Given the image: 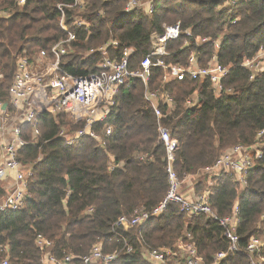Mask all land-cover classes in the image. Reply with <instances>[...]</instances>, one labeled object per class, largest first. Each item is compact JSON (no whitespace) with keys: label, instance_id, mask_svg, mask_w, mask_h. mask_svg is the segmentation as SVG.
Here are the masks:
<instances>
[{"label":"trees","instance_id":"1","mask_svg":"<svg viewBox=\"0 0 264 264\" xmlns=\"http://www.w3.org/2000/svg\"><path fill=\"white\" fill-rule=\"evenodd\" d=\"M18 1L0 0L2 102L8 100L17 57L49 51L66 38L59 26L61 12L57 6L73 3ZM228 1L153 0L151 13L139 9L130 15L123 12L127 0H85L81 11L64 8L75 40L60 64L72 75L98 71L104 57L91 51L109 40L118 46L106 50L108 57L119 58L124 48H130L129 69H137L161 37L164 24L179 22L183 31L192 33L190 38L182 34L166 42L167 55L162 60L167 65H184L188 56L196 53L200 54L198 64L205 66L216 50L212 43L199 47L195 39L212 41L222 36L217 59L230 67L224 80L225 87L232 89L230 95L216 96L207 80L187 77L165 81L163 69H150L148 89L171 98L169 106L159 102L164 115L159 124L176 140L173 168L180 180L199 175L232 146L252 144L264 129V71L249 79V71L241 66L243 58L264 45V0H239L230 8H220ZM74 16L86 19L88 28L72 25L70 18ZM193 94L196 104L187 105ZM38 122L40 134L35 138L30 137L29 125L23 128L29 144L19 159L32 168L30 196L20 209L0 212V258H7L10 264H41L42 253L35 245L39 234L52 241L50 251L57 257L84 256L95 244L104 253L111 252L121 248L125 240L132 250L112 264H149L143 257L145 248H173L187 234L205 264L212 262L216 252L226 251L223 227L203 214L188 216L174 203L143 226L112 229L121 215L151 210L168 187L164 145L158 138L157 119L144 99L141 80L131 77L126 81L107 119L94 125L104 144L90 137L65 144L58 137L59 131L72 132L82 126L66 114L44 113ZM105 126L112 128L107 137L102 136ZM199 182L196 193L202 191ZM205 192L212 210L221 217L230 216L237 207L241 248L251 237H258L263 240L264 257V155L247 174L244 187L224 174ZM220 264H249V258L245 253H230Z\"/></svg>","mask_w":264,"mask_h":264},{"label":"built area","instance_id":"2","mask_svg":"<svg viewBox=\"0 0 264 264\" xmlns=\"http://www.w3.org/2000/svg\"><path fill=\"white\" fill-rule=\"evenodd\" d=\"M239 0H229L220 8H230ZM24 0H19L22 4ZM153 0H127L123 12L130 15L136 10L142 9L146 13L153 11ZM85 0H73L72 4H59L61 12L59 26L65 32L66 38L51 46L49 51L41 50L33 57L18 56L16 59V70L7 90L8 100H0V212L20 209L24 201L29 198V180L32 177V168L21 161L20 153L29 144L24 136V127L29 125L30 137L35 138L40 134L39 116L47 113L55 115L63 113L70 117L74 124L82 126L72 132L61 129L58 137L67 145H72L82 137H90L102 142V137L94 131V125L105 121L114 104V99L119 88L131 77L137 78L144 85V99L150 105L157 119L158 138L165 149V171L168 187L163 199L151 210L140 211L133 216L121 215L113 224V230H128L145 225L150 218L161 215L166 211L169 204H177L181 212L188 216L203 214L211 221L223 227V237L227 241L226 251L216 252L209 264H220L230 253H245L249 258V264H264L261 256L263 240L251 237L246 246L239 244L237 225L239 223L238 210L235 206L230 216L221 217L212 210L208 193L186 196L181 190V180L173 168L175 160L176 140L169 134V130L159 124L163 118L161 106H169L171 98L168 94L159 90H150L147 82L150 77L151 67H159L164 70L163 80H183L191 78L195 80H207L211 83L216 96L230 95L231 88L224 85L225 78L229 75L230 67L218 62L217 53L222 36L216 39L196 38L199 47L212 43L216 52L208 59L205 66L198 64L199 55L192 53L188 56L186 64L167 65L162 57L167 55L166 42L174 41L182 34L190 38L191 31L182 30L180 23L164 24L163 32L159 39L155 40L151 51L140 62L137 69H129L130 48H124L119 58H109L107 49L118 46L115 40H109L91 52H96L104 57L98 65V71L85 75H72L61 67V58L65 55L70 44L75 40V35L69 30L66 22L64 8L81 11ZM72 25L77 28L90 25L89 22L80 17L70 18ZM235 20H233L234 22ZM89 52H87L88 54ZM86 54V55H87ZM241 66L250 73L249 79H254L264 71V45L261 44L252 56L243 58ZM195 94L186 102L187 105H195ZM6 103V104H5ZM11 119L13 123H7ZM112 132L111 126H105L102 136H109ZM264 129L256 135L255 141L250 145L236 144L225 150L215 162L202 170L216 179L226 174L239 184L246 185V176L255 166V162L264 155ZM102 144H104L102 142ZM35 245L42 253L41 264H112L122 253H129L132 248L124 240L123 246L111 252L104 253L98 244H95L90 252L84 256L76 257L66 254L57 257L50 251L52 241L42 235H36ZM3 248L0 247V252ZM144 259L149 264H205L198 254L195 243L190 234L186 239L179 240L173 248H145ZM0 264H10L7 258H0Z\"/></svg>","mask_w":264,"mask_h":264},{"label":"rangeland","instance_id":"3","mask_svg":"<svg viewBox=\"0 0 264 264\" xmlns=\"http://www.w3.org/2000/svg\"><path fill=\"white\" fill-rule=\"evenodd\" d=\"M6 122L13 123L11 119H7ZM215 180L216 178L210 177L207 174H203V173H200L199 175L194 174L192 176L185 177L181 180L182 193L189 197H192L195 194H202L204 191H206L209 185H212L213 183L215 184ZM199 181H201L202 183L201 185L202 191H200L199 193H196L195 190H196L198 183H200ZM191 188L193 189L192 192L186 193V190L191 189Z\"/></svg>","mask_w":264,"mask_h":264},{"label":"crops","instance_id":"4","mask_svg":"<svg viewBox=\"0 0 264 264\" xmlns=\"http://www.w3.org/2000/svg\"><path fill=\"white\" fill-rule=\"evenodd\" d=\"M192 188L191 189H188V190H186V193H190V192H192Z\"/></svg>","mask_w":264,"mask_h":264},{"label":"water","instance_id":"5","mask_svg":"<svg viewBox=\"0 0 264 264\" xmlns=\"http://www.w3.org/2000/svg\"><path fill=\"white\" fill-rule=\"evenodd\" d=\"M6 104V103H5Z\"/></svg>","mask_w":264,"mask_h":264}]
</instances>
